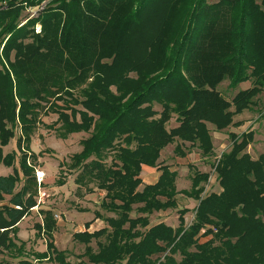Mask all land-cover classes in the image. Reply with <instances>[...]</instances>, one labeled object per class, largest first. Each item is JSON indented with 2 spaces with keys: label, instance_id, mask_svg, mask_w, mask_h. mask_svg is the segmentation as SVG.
Returning a JSON list of instances; mask_svg holds the SVG:
<instances>
[{
  "label": "trees",
  "instance_id": "obj_1",
  "mask_svg": "<svg viewBox=\"0 0 264 264\" xmlns=\"http://www.w3.org/2000/svg\"><path fill=\"white\" fill-rule=\"evenodd\" d=\"M2 1L0 164L13 170L0 175V201L8 196L0 248L19 258L0 264H36L47 252L69 264L54 247L51 210L36 224L49 239L45 252L29 254L15 242L17 224L36 205L38 154L29 148L46 104L59 137L89 132L68 166L76 184L105 191L100 207L110 214L96 210L106 226L90 232L86 222L73 233L85 245L79 264H264V153L244 152L250 130L231 134L215 167L218 193L202 196L208 174L200 171L188 191L177 190L176 170L157 163L175 138L210 153L206 122L216 130L239 126L233 117L255 105L264 90V0H49L21 26L22 9L42 0ZM225 79L231 88L250 85L227 100L217 90ZM173 114L178 124L167 128ZM16 127L18 167L16 154L4 151ZM174 151L185 156L179 144ZM142 166L160 171L156 182L142 185ZM180 192L197 200L192 222L185 225L184 207L176 227L150 225L149 215L175 208Z\"/></svg>",
  "mask_w": 264,
  "mask_h": 264
},
{
  "label": "rangeland",
  "instance_id": "obj_2",
  "mask_svg": "<svg viewBox=\"0 0 264 264\" xmlns=\"http://www.w3.org/2000/svg\"><path fill=\"white\" fill-rule=\"evenodd\" d=\"M216 0H208V2H214ZM49 2V0H47ZM47 4V3H46ZM30 18V13L26 8H23L19 20L18 26H21L24 21L26 22ZM33 18V17H31ZM35 32L40 31V24H35ZM1 52V48H0ZM11 52L10 58L13 59L14 55ZM110 61V59H107ZM133 77L134 74L130 73ZM229 80L225 79L217 85V90L227 100H231L234 94L240 90L245 89L250 85L249 81L242 82L236 87L231 88L228 85ZM255 105L245 108L241 113L233 117L235 121H241L242 124L234 126L229 124L221 130H216L214 125L206 122V126L209 129L212 138V151L210 153H204L201 148L197 146L190 147L189 142L182 141L181 139L175 138L174 142L166 145L160 151V156L157 160L158 164L166 163L169 166L176 168L177 176L175 180L177 190L184 189L188 191L192 183V176L195 171H200L208 174V179L205 182H201V186L204 187L202 196L209 192H220L222 190L215 167L223 152L229 151L232 146L231 134L239 135L247 130L252 132V139L247 145L244 152L248 153L252 159H256L261 153H264V90L257 95ZM60 103V102H59ZM154 108L160 110L161 107L157 104ZM56 113L52 112L49 108V104L43 106L39 111V123L30 138V151L38 154L39 167H42L49 178L47 181L43 180L41 183V191H45L47 196L40 203L39 209L31 210V212L23 218L21 222L17 224V231L15 236V242L19 245L21 241L25 243L24 250L29 254L42 253L39 251V241L48 239L46 234L36 229V224L41 223L42 225V213L38 212L42 210H51L53 218L54 214L64 218L67 224H63L62 221L56 224L55 230H53L52 240L54 247L57 251L64 252L65 260L69 264H79L81 261H86V257H81L84 251L85 245L79 241L73 239V233L83 230L84 223L90 217V213L86 211V207L97 206L98 211L104 216L110 215L106 213L101 207L100 203H96V197L90 195L88 199H84L85 191L83 188L75 189L74 177L76 171L69 168L70 157L73 153L80 151L81 146L79 141L82 138L89 136V132H76L67 135L66 138L59 137L58 124L53 125L52 123L56 120ZM178 123L175 120V114L166 123L167 128L176 126ZM14 137H12L9 143L4 146L5 152H14L16 158L14 160V166L18 167V158L20 151L16 146V139L20 134V128H15ZM179 144L185 156L182 159H176L178 154L174 151V147ZM112 152H109L106 162L109 163ZM176 160L182 162V164L176 163ZM184 163V164H183ZM13 167L5 166L0 164V175L12 173ZM36 168H35V179H36ZM150 176H156L158 170L155 167L148 169ZM22 176V174H20ZM44 176V175H43ZM37 180V179H36ZM22 181V180H21ZM21 181L17 186H21ZM37 182V181H36ZM59 182H63L60 184ZM60 186H62L60 188ZM17 187V188H18ZM38 184L37 194L35 196L36 202L38 198ZM56 190V191H55ZM61 190V192H60ZM180 196L177 197V206L166 210L154 211L149 215L150 222L152 224L163 221L166 224H171L173 227L178 225V212L180 208L187 207L189 210L184 214L185 225L190 224L194 218V207L197 200H194L187 195L180 192ZM5 199L0 201V205L5 203L8 196H4ZM94 199V200H93ZM49 207L50 209H46ZM63 213H62V212ZM39 213V214H38ZM135 213H132V215ZM58 222V221H56ZM151 225V224H150ZM204 240V239H203ZM44 241V240H43ZM46 243V242H44ZM91 246L95 248V242H91ZM46 249L44 250V252ZM16 251H8L0 248V259L17 262L19 256H14ZM34 257H32L33 259ZM40 259V258H39ZM36 264H63L59 260L54 258V255L50 252V257L47 260H38Z\"/></svg>",
  "mask_w": 264,
  "mask_h": 264
},
{
  "label": "crops",
  "instance_id": "obj_3",
  "mask_svg": "<svg viewBox=\"0 0 264 264\" xmlns=\"http://www.w3.org/2000/svg\"><path fill=\"white\" fill-rule=\"evenodd\" d=\"M176 159H182V158H184V157H181V156H176L175 157ZM176 163H178V165L179 164H182V162L181 161H179V160H176ZM164 164H166V163H164ZM184 164V163H183ZM167 165H169V164H167ZM40 165H39V162H38V165H37V167H36V169L38 170V171H41L42 173H43V175H44V181L46 180L47 181V179L49 178V176L47 175V173H46V171L42 168V167H39ZM149 168H151V167H149V166H142V170H141V173H140V177H141V179H142V185L143 184H152V183H154V182H156V180H157V178H158V175H159V173H160V171H158V174L156 175V176H150V174H149V171H148V169ZM176 168L177 167H174V166H170V169L171 170H176ZM8 174V173H7ZM74 179H75V177H74ZM75 182V181H74ZM62 186H60V188H61ZM76 187H77V189H79V188H83L84 189V191H85V195H84V199H88V198H90L89 196L90 195H92V196H94V197H96V203H100L101 202V200L103 199V197H104V194H105V191H103V190H101V189H98V188H96L93 184H89V185H87V186H79L78 184H75V189H76ZM56 191V190H55ZM60 192H61V190H60ZM94 200V199H93ZM40 206V205H39ZM39 206L37 207V208H34V209H39ZM97 206H93V208L92 207H86V208H88V209H86V211H88L89 213H90V217L87 219V221H85L84 223H82V224H84V227H85V223L86 222H89V227H88V231H90V232H92V231H94V230H98V229H100V228H102V227H104V226H106V222L103 220V217H99V218H96L95 217V211L96 210H98V208H96ZM46 209H50L49 207H45ZM34 209H32V210H34ZM42 211V208L40 209V211H38V212H41ZM31 212V211H30ZM29 212V213H30ZM62 212V211H61ZM63 213V212H62ZM39 214V213H38ZM56 214V213H55ZM54 214V215H55ZM56 215H58V214H56ZM26 217V216H25ZM23 220V219H22ZM21 220V221H22ZM20 221V222H21ZM55 221H58V222H56V224H59L61 221H62V223L63 224H67V222H66V220L64 219V218H62L61 217V215H60V217L58 216V219H56ZM160 222H163V221H160ZM152 223L153 222H150V224L152 225ZM156 223H158V222H156ZM156 223H154V224H156ZM153 224V225H154ZM167 225H169V224H167ZM171 225V224H170ZM173 226V225H172ZM85 229V228H84ZM83 229V230H84ZM79 231H82V230H79ZM75 233V232H74ZM52 235H53V233H52ZM54 243H55V241H54ZM39 244H40V250L39 251H41V252H44V250L46 249V244L44 243V241L43 240H41V242L39 241ZM40 253V252H39ZM50 256V252H47V257H45V258H43L44 260H47L48 259V257ZM40 260H42V258H40L39 259V261Z\"/></svg>",
  "mask_w": 264,
  "mask_h": 264
},
{
  "label": "built area",
  "instance_id": "obj_4",
  "mask_svg": "<svg viewBox=\"0 0 264 264\" xmlns=\"http://www.w3.org/2000/svg\"><path fill=\"white\" fill-rule=\"evenodd\" d=\"M47 3V0H42L41 2H39L36 5H26L25 8L28 10V12L30 13V18L31 17H37L40 12L45 8ZM6 2L2 1L0 2V8H4L5 7ZM25 22V21H24ZM36 181L38 184V198H37V202L36 205L32 208H37L40 203L43 201V199L47 196L45 191H41V183L43 182L44 176L43 173L41 171L36 170ZM17 208H19V206H16ZM55 218H58V215H54Z\"/></svg>",
  "mask_w": 264,
  "mask_h": 264
}]
</instances>
